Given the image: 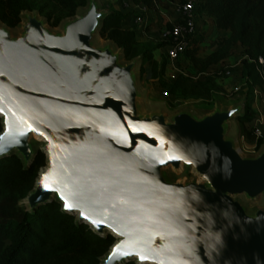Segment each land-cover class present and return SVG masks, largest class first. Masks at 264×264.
I'll use <instances>...</instances> for the list:
<instances>
[{
    "label": "water",
    "instance_id": "95a60500",
    "mask_svg": "<svg viewBox=\"0 0 264 264\" xmlns=\"http://www.w3.org/2000/svg\"><path fill=\"white\" fill-rule=\"evenodd\" d=\"M108 13L87 0L57 30L39 11L19 31L0 21V158L46 157L27 209L56 200L111 234L98 264H264V145L245 154L232 128L246 102L148 104L143 57L98 40Z\"/></svg>",
    "mask_w": 264,
    "mask_h": 264
},
{
    "label": "trees",
    "instance_id": "16d2710c",
    "mask_svg": "<svg viewBox=\"0 0 264 264\" xmlns=\"http://www.w3.org/2000/svg\"><path fill=\"white\" fill-rule=\"evenodd\" d=\"M125 1L149 8L158 2ZM86 3L87 0H0V21L15 28L22 21V13L30 10L39 11L51 26H58ZM195 13L204 23L212 21L218 30L230 31V34L221 39L216 49L202 56L199 55L201 44L210 33L198 26L179 59L187 60L194 72L181 69L170 78L168 55H156L167 42L140 41L134 29L124 26L128 13L109 10L99 35L122 48L127 60L142 56L141 78L149 74L160 81L162 88H168L171 96L181 100L214 98L220 88L218 79L225 72L221 63L235 47L241 49L243 80L262 87L259 59L264 58V0H198ZM244 101L245 112L237 118L241 122L251 119L249 101ZM250 133L258 150L264 140L257 138L252 128ZM45 160L40 150L30 168H25L17 155L0 158V264H98L115 240L111 234L102 237L87 224L77 223L75 216L64 212L56 200L45 202L34 210L27 209L24 204ZM125 264L139 263L129 261Z\"/></svg>",
    "mask_w": 264,
    "mask_h": 264
},
{
    "label": "rangeland",
    "instance_id": "374dc122",
    "mask_svg": "<svg viewBox=\"0 0 264 264\" xmlns=\"http://www.w3.org/2000/svg\"><path fill=\"white\" fill-rule=\"evenodd\" d=\"M103 8H109L113 9L114 6H116V3L122 2L121 0H100ZM110 5V6H108ZM122 5H125L122 2ZM61 24V23H60ZM60 24L58 26H51L53 29L57 30L60 28ZM14 31H19L20 26L18 25L15 28H12ZM98 40L101 42H107L108 39H105L101 37L99 34L97 35ZM224 34H215L213 33V30L210 31L209 40L201 44L200 48V55L204 56L214 49H216L219 46V42L222 38H224ZM211 38V39H210ZM158 56H164V55H158ZM241 49L240 47H235L232 54L226 58L221 65L227 66V65H234L235 68H238L241 63ZM148 67V66H147ZM191 67L188 64V61L179 60L175 62H171L168 77H172V75H175L178 70L184 69L188 72L191 71L189 69ZM240 82L243 83V86L241 90L237 93H234L230 90V87L234 83L233 80H222L219 83V90L215 94L214 98L210 100H196V101H187V100H181L178 98H175L174 96L171 97H164L162 94L163 88L160 84V81L158 79L151 78L148 75H145L144 78H141V71H140V85L143 88V90L147 91L148 97L147 102L150 105H158L163 104L167 107L170 111H175L179 108H182L184 106H192L196 107L202 111H208L215 107L217 103H220L222 106L228 107L235 103L242 102L244 100H248L250 104V115L251 119H248L246 121H238L237 118L233 121L232 128L234 133L237 136L238 144L243 150L245 154H255L259 151V149H256V143L254 140V137L250 133V129L253 127V124L256 119H260L261 127L264 132V101L262 97V87L260 86H253L250 82H247L243 79H240ZM245 112V111H244ZM244 134V135H243ZM246 135V136H245ZM264 140V137H263ZM41 147V143H37V148ZM180 176L191 178L195 175L191 171L184 170ZM253 204L257 205H263L264 200L260 199L257 201H254Z\"/></svg>",
    "mask_w": 264,
    "mask_h": 264
},
{
    "label": "built area",
    "instance_id": "2783aa9c",
    "mask_svg": "<svg viewBox=\"0 0 264 264\" xmlns=\"http://www.w3.org/2000/svg\"><path fill=\"white\" fill-rule=\"evenodd\" d=\"M174 1L178 4L181 19L179 22H175L171 26L162 28L159 35L162 41L167 42V55L171 62L178 61L183 56L189 45L191 36L196 33L198 28L197 15L195 13L198 0ZM135 21L138 24H142L145 22V17L143 15H138ZM259 62L261 64L259 72L263 82L262 97L264 101V58L260 57ZM240 66L238 68H235L234 65L225 66L224 75L218 79L219 83L222 80L224 81V79L233 80L234 83L230 87V90L234 93L239 92L243 86V83L240 82V79H243ZM162 94L164 97H171L168 88H163ZM252 129L257 138L264 137L260 119L255 120Z\"/></svg>",
    "mask_w": 264,
    "mask_h": 264
},
{
    "label": "crops",
    "instance_id": "0c3cea01",
    "mask_svg": "<svg viewBox=\"0 0 264 264\" xmlns=\"http://www.w3.org/2000/svg\"><path fill=\"white\" fill-rule=\"evenodd\" d=\"M116 3L113 9L120 10L123 13H128V17L124 20V26L129 29L136 31L137 37L140 41H150L157 43L162 41L160 39V31L166 26H171L175 22H179L181 19L178 4L174 0H158L156 5L152 8L147 7L144 4L134 5L125 0ZM110 6V5H108ZM105 8V7H104ZM111 10L109 8H105ZM143 15L145 22L142 24L136 23V17ZM197 23L200 29L210 31L213 30L215 34H224L225 37L229 36L230 31L218 30L212 21L204 23L200 18L197 17ZM211 39V38H210ZM209 37L205 40L208 41ZM167 55V46H164L156 51V55ZM200 55V52H199ZM191 72H194L192 67H189ZM180 70H178L179 72ZM187 72V70H185ZM173 76V75H172Z\"/></svg>",
    "mask_w": 264,
    "mask_h": 264
},
{
    "label": "snow or ice",
    "instance_id": "6c2138e0",
    "mask_svg": "<svg viewBox=\"0 0 264 264\" xmlns=\"http://www.w3.org/2000/svg\"><path fill=\"white\" fill-rule=\"evenodd\" d=\"M132 130H133V131H144V129H138V128H133ZM0 139H2V137H0ZM3 150H4V149H3V146H0V151H3ZM170 159H178V157H170ZM161 162L163 163V161H161ZM47 178H48V177L45 176V177H44V180H47ZM43 186H44L45 188H48V187H49L46 183L43 184ZM61 198H62V199L64 198L62 193H61ZM65 208L71 210V209L73 208V205H72V204H69L67 201H65ZM81 215L83 216L84 214L81 213ZM84 218H85V219H90V217H87V216H85ZM92 223L98 225V222L95 221V220H93ZM118 250H119V246H117L116 251H118ZM127 254H128V253H124V255H127ZM113 255H115V251H114ZM110 258H111V257H110ZM140 259L143 260V259H145V257H140Z\"/></svg>",
    "mask_w": 264,
    "mask_h": 264
}]
</instances>
